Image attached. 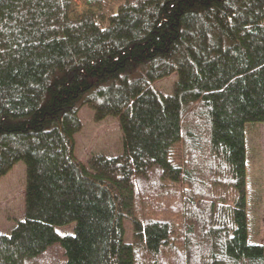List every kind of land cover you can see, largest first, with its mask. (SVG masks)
Wrapping results in <instances>:
<instances>
[{
  "label": "trees",
  "instance_id": "obj_1",
  "mask_svg": "<svg viewBox=\"0 0 264 264\" xmlns=\"http://www.w3.org/2000/svg\"><path fill=\"white\" fill-rule=\"evenodd\" d=\"M0 264H264V0H0Z\"/></svg>",
  "mask_w": 264,
  "mask_h": 264
},
{
  "label": "rangeland",
  "instance_id": "obj_2",
  "mask_svg": "<svg viewBox=\"0 0 264 264\" xmlns=\"http://www.w3.org/2000/svg\"><path fill=\"white\" fill-rule=\"evenodd\" d=\"M106 8V12L108 15H111L116 12L118 6L124 1V0H103ZM168 187V190L175 191L176 189L175 185L172 184H166Z\"/></svg>",
  "mask_w": 264,
  "mask_h": 264
}]
</instances>
